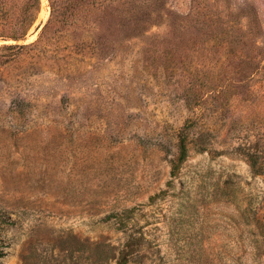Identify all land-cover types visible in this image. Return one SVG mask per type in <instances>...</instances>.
Segmentation results:
<instances>
[{"label":"rangeland","instance_id":"obj_1","mask_svg":"<svg viewBox=\"0 0 264 264\" xmlns=\"http://www.w3.org/2000/svg\"><path fill=\"white\" fill-rule=\"evenodd\" d=\"M97 259L264 264V0H0V264Z\"/></svg>","mask_w":264,"mask_h":264},{"label":"trees","instance_id":"obj_2","mask_svg":"<svg viewBox=\"0 0 264 264\" xmlns=\"http://www.w3.org/2000/svg\"><path fill=\"white\" fill-rule=\"evenodd\" d=\"M15 47H17V46H15ZM6 48H12V47H6ZM18 48H21V47H18ZM99 256V255H98ZM97 258H99V257H97ZM98 260H100V259H97L94 263H92V264H97V262H98ZM101 264H104V262H102ZM120 264H123V263H120Z\"/></svg>","mask_w":264,"mask_h":264}]
</instances>
